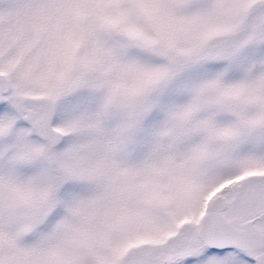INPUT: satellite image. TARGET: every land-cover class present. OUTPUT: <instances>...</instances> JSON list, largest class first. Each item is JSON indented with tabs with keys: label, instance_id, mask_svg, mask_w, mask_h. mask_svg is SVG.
I'll use <instances>...</instances> for the list:
<instances>
[{
	"label": "snow or ice",
	"instance_id": "obj_1",
	"mask_svg": "<svg viewBox=\"0 0 264 264\" xmlns=\"http://www.w3.org/2000/svg\"><path fill=\"white\" fill-rule=\"evenodd\" d=\"M0 264H264V0H0Z\"/></svg>",
	"mask_w": 264,
	"mask_h": 264
}]
</instances>
